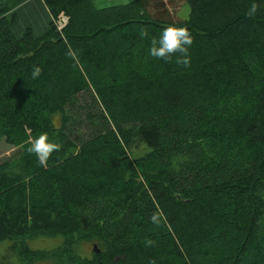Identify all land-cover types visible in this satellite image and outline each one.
I'll use <instances>...</instances> for the list:
<instances>
[{"label": "trees", "instance_id": "obj_1", "mask_svg": "<svg viewBox=\"0 0 264 264\" xmlns=\"http://www.w3.org/2000/svg\"><path fill=\"white\" fill-rule=\"evenodd\" d=\"M24 1L0 0V138L17 147L0 160V241L22 264H264V0H183L179 22L141 0H42L47 29L16 38L6 14ZM169 25L191 33L190 67L149 54ZM85 93L81 138L69 109ZM41 133L62 144L47 167L27 151Z\"/></svg>", "mask_w": 264, "mask_h": 264}, {"label": "rangeland", "instance_id": "obj_2", "mask_svg": "<svg viewBox=\"0 0 264 264\" xmlns=\"http://www.w3.org/2000/svg\"><path fill=\"white\" fill-rule=\"evenodd\" d=\"M130 0H92L95 7L101 8L110 5H119L129 2ZM145 10L154 19L169 21V22H179L184 20L188 14V6L183 0H141ZM8 21H11V27L14 31V26L16 25V20H14L12 14L7 16ZM38 17L37 27L35 32L42 30L44 23ZM91 103V98L89 93H85L79 96L75 103V107H72L70 112L80 117V124L73 130V135L81 138H86L93 127L88 119L85 117L84 113L90 110L91 114L96 112V108L93 106H88ZM17 150V147H12L11 145L4 142L0 138V160L9 158ZM147 151V148L139 144L136 148L129 151L131 157H136L142 155ZM59 237H37L29 241L30 247L33 249H51L52 247L59 244ZM93 247L92 242L84 241L79 244L78 251L81 254L88 255L90 249ZM0 264H22L16 257V253L8 240L0 241ZM32 264H50L49 262L39 261Z\"/></svg>", "mask_w": 264, "mask_h": 264}, {"label": "clouds", "instance_id": "obj_3", "mask_svg": "<svg viewBox=\"0 0 264 264\" xmlns=\"http://www.w3.org/2000/svg\"><path fill=\"white\" fill-rule=\"evenodd\" d=\"M260 5L253 2L249 6L246 15L252 17L258 13ZM141 38L149 36L146 28H142L140 31ZM193 43V37L187 28L177 27L175 25H169L165 27L159 38L151 37V46L149 54L157 59H163L165 62L171 61L172 57L179 54L176 58V63L182 65L185 68L190 67L191 58L189 56V48ZM42 68L39 66H33L32 78L36 79L40 76ZM28 143L30 146L27 151L30 154H34L37 157V161L42 167H47L49 158L53 152H58L62 148V144L49 140L47 133H41L36 137H30ZM151 223L159 225L161 223V215L159 212H154L150 217ZM154 245V241L146 240L145 246L151 247ZM150 264H156L153 259Z\"/></svg>", "mask_w": 264, "mask_h": 264}, {"label": "crops", "instance_id": "obj_4", "mask_svg": "<svg viewBox=\"0 0 264 264\" xmlns=\"http://www.w3.org/2000/svg\"><path fill=\"white\" fill-rule=\"evenodd\" d=\"M9 14H12L14 20H16L14 31L11 27V21H9L11 31L16 38L20 36L25 28H30L34 36L41 35L47 29L48 22L51 20L42 0H25L8 11L6 16ZM38 17L41 19L40 24L43 22L44 26L41 31L35 32Z\"/></svg>", "mask_w": 264, "mask_h": 264}, {"label": "built area", "instance_id": "obj_5", "mask_svg": "<svg viewBox=\"0 0 264 264\" xmlns=\"http://www.w3.org/2000/svg\"><path fill=\"white\" fill-rule=\"evenodd\" d=\"M56 29L59 31L66 23V17L63 14H59L54 21Z\"/></svg>", "mask_w": 264, "mask_h": 264}, {"label": "water", "instance_id": "obj_6", "mask_svg": "<svg viewBox=\"0 0 264 264\" xmlns=\"http://www.w3.org/2000/svg\"><path fill=\"white\" fill-rule=\"evenodd\" d=\"M94 247V246H93Z\"/></svg>", "mask_w": 264, "mask_h": 264}]
</instances>
